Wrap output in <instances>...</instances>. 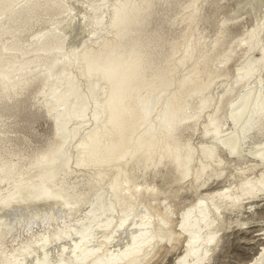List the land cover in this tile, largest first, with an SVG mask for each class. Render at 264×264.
Returning a JSON list of instances; mask_svg holds the SVG:
<instances>
[{"label": "bare ground", "instance_id": "bare-ground-1", "mask_svg": "<svg viewBox=\"0 0 264 264\" xmlns=\"http://www.w3.org/2000/svg\"><path fill=\"white\" fill-rule=\"evenodd\" d=\"M244 1L232 45L228 0H0V264H210L254 219L264 0ZM29 99L53 130L25 154L5 126L35 123Z\"/></svg>", "mask_w": 264, "mask_h": 264}, {"label": "rangeland", "instance_id": "rangeland-1", "mask_svg": "<svg viewBox=\"0 0 264 264\" xmlns=\"http://www.w3.org/2000/svg\"><path fill=\"white\" fill-rule=\"evenodd\" d=\"M228 1L230 3L225 2L226 3L225 6L216 13L215 19L217 20L220 19L221 17H223L225 13H228L227 11L231 12L230 13L231 17H236L227 25L229 31V36L227 38V41L232 42V45H234L236 37L238 38L239 36H241L246 29H249L252 26L254 22V16H253V10L251 9V5L249 3H246V1H244L243 3L242 0H237V2L241 1L240 3H237L234 0H228ZM232 5L234 6V8ZM233 9L234 11H232ZM78 20L79 18L77 19L75 28L79 27ZM217 20H215V22H210V24L207 23H206L207 25L205 24V26L208 27L207 32H209V35H213L215 33V30L218 26L216 23ZM181 28H182V24L174 25L173 27H171L170 34L173 35L178 33ZM84 34L85 32H83L82 34H78L77 37L75 36L76 40L78 39V37L79 39L80 37H83ZM240 53L241 50L238 52V55ZM238 55H236L235 58L230 62H228L227 64V67H229V71L231 73L234 72V64L237 62ZM219 80L220 79H218V81ZM220 86L222 85L218 84V87L216 85L215 86L217 87L216 90L221 89L223 87ZM27 95L28 97L32 98V93L30 94V92H28ZM29 102L31 104L30 109L38 114L35 123H33L29 129H24V128L17 129L15 127L14 128L12 127L13 124L11 123L12 120L10 119L6 121L7 125L5 126V128H7L9 131L8 135L10 138L17 137L20 139H25V143L23 144V152L25 154H31L34 151L44 147L46 142L50 139L53 130L52 120L46 115L44 108L40 106L39 103H34L35 101L33 99H29ZM7 147L9 148L12 147L10 142L7 144ZM213 184L209 185L208 189H214L221 185V183L219 182H214ZM189 195L191 194L188 193L187 196ZM260 204L261 207L257 210L254 219L251 220L250 223H247V225H242L241 227L240 225L236 226L234 234H232L228 239L224 240L221 249L218 250V252L215 254V258L213 261H211L210 264H251V260H253L254 257L257 255L263 243V239L261 238V233H262L261 228H263V224H264V201L262 200ZM248 225L250 227H248ZM243 226L245 227L247 226L248 228L246 229ZM34 229H38L37 225H35ZM26 235H27L26 232L25 233H23V231L20 232L21 238L25 237ZM8 237L9 236L7 235V238ZM177 251L179 252V250H176V253L173 251H171V253L169 252L168 254L165 255L166 257L165 256L163 258L161 257V260L156 261L155 264H176L175 261L178 255Z\"/></svg>", "mask_w": 264, "mask_h": 264}]
</instances>
